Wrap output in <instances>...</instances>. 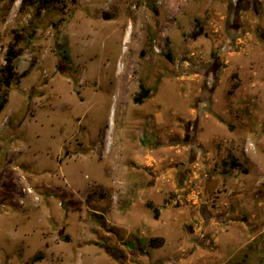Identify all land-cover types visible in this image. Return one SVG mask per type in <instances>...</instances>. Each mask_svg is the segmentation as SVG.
<instances>
[{
	"label": "rangeland",
	"instance_id": "374dc122",
	"mask_svg": "<svg viewBox=\"0 0 264 264\" xmlns=\"http://www.w3.org/2000/svg\"><path fill=\"white\" fill-rule=\"evenodd\" d=\"M54 2L0 0V264H264V0Z\"/></svg>",
	"mask_w": 264,
	"mask_h": 264
},
{
	"label": "trees",
	"instance_id": "16d2710c",
	"mask_svg": "<svg viewBox=\"0 0 264 264\" xmlns=\"http://www.w3.org/2000/svg\"><path fill=\"white\" fill-rule=\"evenodd\" d=\"M54 1H57V0H37V3H38L37 4V8H36L37 12H40L41 10H45L49 5L51 6L52 3H55ZM192 37H194V34H192ZM148 94H149V91L147 89H145L142 85H140L139 86L138 96L133 99V102L135 104H141L143 99H145ZM4 103H0V109L2 108ZM147 208H149L152 211L153 219L157 220L158 219V215H159V210L157 208L149 205V204L147 205ZM155 241H157V240H155V239L151 240L150 241L151 245H154ZM160 244H161V242H160Z\"/></svg>",
	"mask_w": 264,
	"mask_h": 264
},
{
	"label": "flooded vegetation",
	"instance_id": "af4514ba",
	"mask_svg": "<svg viewBox=\"0 0 264 264\" xmlns=\"http://www.w3.org/2000/svg\"><path fill=\"white\" fill-rule=\"evenodd\" d=\"M241 1V0H240Z\"/></svg>",
	"mask_w": 264,
	"mask_h": 264
}]
</instances>
